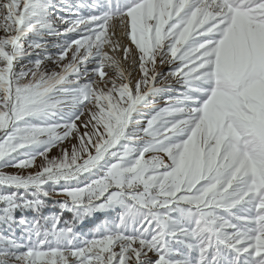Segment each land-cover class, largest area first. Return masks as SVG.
<instances>
[{"label": "snow or ice", "instance_id": "6c2138e0", "mask_svg": "<svg viewBox=\"0 0 264 264\" xmlns=\"http://www.w3.org/2000/svg\"><path fill=\"white\" fill-rule=\"evenodd\" d=\"M0 33V264H264V0H0Z\"/></svg>", "mask_w": 264, "mask_h": 264}, {"label": "trees", "instance_id": "16d2710c", "mask_svg": "<svg viewBox=\"0 0 264 264\" xmlns=\"http://www.w3.org/2000/svg\"><path fill=\"white\" fill-rule=\"evenodd\" d=\"M58 210V205L54 204L53 202H49V206H48V211H57ZM47 214V212H46ZM103 219V218H101Z\"/></svg>", "mask_w": 264, "mask_h": 264}, {"label": "rangeland", "instance_id": "374dc122", "mask_svg": "<svg viewBox=\"0 0 264 264\" xmlns=\"http://www.w3.org/2000/svg\"><path fill=\"white\" fill-rule=\"evenodd\" d=\"M2 34V33H0ZM7 171H13L12 169H7ZM99 221H96L95 223H98ZM95 223L89 224V228H92L95 226ZM87 230V229H86Z\"/></svg>", "mask_w": 264, "mask_h": 264}]
</instances>
